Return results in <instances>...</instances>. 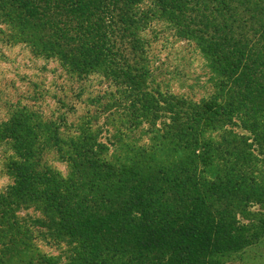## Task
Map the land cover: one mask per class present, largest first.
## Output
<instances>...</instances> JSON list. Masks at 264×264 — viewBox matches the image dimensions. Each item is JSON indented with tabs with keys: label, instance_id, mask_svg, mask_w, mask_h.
I'll use <instances>...</instances> for the list:
<instances>
[{
	"label": "trees",
	"instance_id": "trees-1",
	"mask_svg": "<svg viewBox=\"0 0 264 264\" xmlns=\"http://www.w3.org/2000/svg\"><path fill=\"white\" fill-rule=\"evenodd\" d=\"M145 1L209 58L206 98L157 88L138 36ZM5 7L20 34L37 35L72 70L114 82L113 103L156 143L111 161L106 141L85 130L58 148L71 164L62 175L31 161L38 149L22 146L25 125L11 118L0 132L16 151L0 188V264H223L264 238L243 221L264 205L255 168L264 162V0H0ZM41 242L63 244L65 255Z\"/></svg>",
	"mask_w": 264,
	"mask_h": 264
},
{
	"label": "rangeland",
	"instance_id": "rangeland-1",
	"mask_svg": "<svg viewBox=\"0 0 264 264\" xmlns=\"http://www.w3.org/2000/svg\"><path fill=\"white\" fill-rule=\"evenodd\" d=\"M7 9H0V132L11 118L20 119L25 125L20 143L24 146L29 142L38 149L31 157L34 164L67 175L71 164L61 159L63 152L58 148L67 150L69 140L85 130L106 141V156L111 161L124 157L123 152L156 143L148 124L130 127L126 110L113 103L112 97L118 96L114 82L100 71L83 75L72 70L55 54L42 49L37 35L20 34L19 27L3 11ZM140 10L147 20L138 36L144 41L157 88L194 101L206 98L213 88L209 58L194 43L177 37L153 4L145 1ZM208 133L216 136L219 131ZM12 144L10 138L0 140V188L10 182L4 166L9 157H16ZM255 168L264 184V162L256 163ZM243 215V221L256 224L254 231L264 230L258 223L264 219V205L250 206ZM39 245L51 255H65L63 244ZM223 264H264V238Z\"/></svg>",
	"mask_w": 264,
	"mask_h": 264
}]
</instances>
